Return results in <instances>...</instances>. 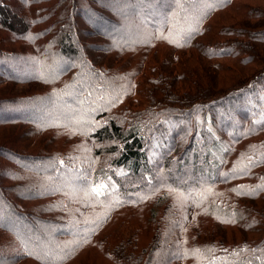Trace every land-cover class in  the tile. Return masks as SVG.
I'll use <instances>...</instances> for the list:
<instances>
[{
    "label": "trees",
    "instance_id": "1",
    "mask_svg": "<svg viewBox=\"0 0 264 264\" xmlns=\"http://www.w3.org/2000/svg\"><path fill=\"white\" fill-rule=\"evenodd\" d=\"M143 1L153 5L149 13H141L148 27L138 29L136 39L126 42L121 50L115 44L109 51L121 54L118 58H127L128 62L120 69L105 66L111 63V58L101 62L105 65H100L99 73L108 71L107 87L100 82L98 63L92 57L89 59L93 60L91 66L95 71L92 77L84 84L76 76L88 65L85 53L81 54L87 29L80 26L79 19L82 16L90 22L95 16L106 26L124 29L129 22L128 15L121 16L115 2L129 9L126 4L130 0H0V32L10 33L5 40L52 36L51 42L58 45V53L70 60L53 79L46 82L40 78L39 82L53 86L52 97L53 93L60 97L77 86L83 106L93 108L87 115L88 122L82 126L55 125V118L40 122L28 116L20 120L22 116L0 115V128L27 124L31 135H56L53 129L57 128H64L61 132L66 135L65 129L69 128L85 136L91 145L85 166L76 163L77 159H83L79 151H73V158L67 162L63 145L56 142L53 150L41 148L39 144L33 152H27L25 149H30L27 143L26 147L15 145L0 149V170H6L0 171V210L5 214L0 216V232L6 234L0 233V237L12 238L0 244V249L5 250L4 264H74L81 260L84 264H171L175 260L181 264H264V203L261 206L256 203L264 202V31L257 34L247 27V24L264 23V8L240 5V17L231 18L233 22L223 26L220 21L229 11L218 20L213 19L240 0ZM247 7L250 9L243 12ZM132 19L136 21L137 15L132 14ZM93 25L91 28L103 35ZM160 41L174 48L176 59L159 69L154 68L155 64L144 81H137L150 60L151 51L158 45L155 42ZM133 46L140 48L131 50ZM141 50L144 53L138 66H128L130 53ZM4 53L6 60H12V67L13 62L18 65V51L0 47L2 63ZM228 58H237L246 66L238 70L239 75L246 70L252 74L229 75L226 71L231 72L233 66L226 63ZM251 64L258 66L257 71ZM17 69L16 66L15 72L8 73L11 82L37 80L19 78ZM222 72L229 75L228 87L224 85L226 77L218 78ZM37 97L32 94L0 98V114L7 103ZM129 100L141 109H135ZM104 155H113L109 164L114 170L107 171L106 175L105 171L95 168V158ZM116 169H122L123 175H117ZM185 174H203L205 178L202 181L196 178L195 186L190 182H159V178L172 179ZM65 178V186H52V181ZM110 179L118 182L115 184L120 197L105 204L116 210L108 209L101 222L98 218L90 222L83 215L85 207L92 208L93 200L79 206L75 204L78 196L68 198L63 190L75 181L73 191L82 182L91 190L102 180L113 184ZM220 186H227L230 193L223 189L221 192ZM158 191L164 194L158 197L155 195ZM124 192L139 194L131 202L126 200ZM174 193L188 194L194 203V219L189 218L185 225L201 222L203 217L215 218L223 226H236L241 239L234 243L201 244L197 241L198 235L194 236L198 243L190 237L193 230L168 238L162 233L171 234L173 229L166 228L154 231L155 239L142 245L140 227L131 229L127 236L126 228H113L116 213L119 217L138 204H142L138 207H157H151L153 216L163 210L165 223L170 228L182 226L181 208ZM233 194L236 200L231 197ZM208 197L217 202L209 203L208 216H201L197 207L206 206ZM245 197L252 200V206L240 201ZM111 222L112 231L105 233ZM93 224L97 225L96 229H90ZM31 233L39 236L31 239ZM175 236L177 240L173 239ZM192 253L197 256L194 258L197 263L187 262Z\"/></svg>",
    "mask_w": 264,
    "mask_h": 264
},
{
    "label": "rangeland",
    "instance_id": "2",
    "mask_svg": "<svg viewBox=\"0 0 264 264\" xmlns=\"http://www.w3.org/2000/svg\"><path fill=\"white\" fill-rule=\"evenodd\" d=\"M101 1V0H100ZM160 2H162L161 0H159ZM115 4L117 5V7L119 8V13L122 14L121 16H126L127 20L129 21L128 24L125 25L124 29L121 27L120 30H118L117 28L114 29V27H109L104 25L103 21H99L94 17H89L90 18V22L91 24L95 25L97 28L101 29V33L95 31L94 29H92L91 24L89 21L86 20V18L84 17H80L81 20L79 19L80 26L82 28L87 29V31L84 30L85 35L83 38V42H82V47L84 48V51L81 50V54L85 53V56L87 57V63L88 65L85 68V71L82 73H77L76 76H80V80L81 83H86L88 81V78L92 77V72L95 73L93 69V67L91 66V61H89V59L92 57L98 64L97 65V71H98V75L99 73V69L100 65H105V64H101V62L104 60V62H107V59L111 58L112 61H110L111 63L105 66H115L113 68L116 69H120L122 68L123 64L127 63L128 60L127 58H118L119 55L116 52L113 53H109V51H111V49L115 46V44L120 45L119 48L120 50L123 48L124 44L126 42H132V40L136 39L138 33H136L138 31V29H146L149 25V23L145 22V20L142 19L141 17V13L143 14H147L149 13V11L152 8V3H148L145 2L143 0H130L129 3H127L126 5L129 6V9H126L124 7H122L124 4H120L119 2H115ZM131 4H134L131 5ZM243 5V6H250V7H261L264 8V1H255V0H240L237 1L236 3H234L233 5H231L230 7H228L226 10L224 11H220V13H218L215 18L213 19L218 20L219 18H221L222 14H225V11H229L228 14L223 15L222 20L220 21V25H226V24H230L233 22V20H231V18H237L240 17L241 15V10L238 9V6ZM137 6V7H136ZM23 7V6H22ZM245 8V7H243ZM126 9V11H125ZM250 8L247 7L245 10L243 9V12H245L246 10H249ZM132 11V12H131ZM225 12V13H224ZM88 14H90L89 11H87ZM132 14L137 15V20L136 21H141L139 23H136V21H134V19H132ZM75 17V16H74ZM72 21H74L72 19ZM144 21V22H143ZM154 23V21L150 22ZM93 25V26H94ZM17 28H20V26H17ZM247 27H249L251 30H253V32L255 31L257 34H260L264 31V23H257V24H252V26H250L249 24H247ZM59 28L56 29V31H58ZM106 34V35H105ZM256 34V35H257ZM111 35L112 39H108V36ZM79 36V35H78ZM9 38L10 37V33L6 32V31H2L0 32V47H4V49L6 50H10V52L12 50L14 51H18V58L20 61L18 63V65L15 64V62H13L14 67H12L10 64H12V60H6L5 58V54H3L1 60H3V63L0 61V98H5V97H12V96H18L19 95H38V97L34 100L31 101H18L16 103L13 104H9L7 103V105L5 106V110L3 111V113H1V116H19L24 119L23 117H29V118H34L39 120L40 122H47L50 121L51 118H55L53 121L55 122V125H85L88 122V113L93 111V108L86 109L83 106V101L81 100V98L79 97L78 93H77V89L78 87H74L69 89L67 92H65V94L61 95L60 97H58L57 95L54 96L53 93V97H52V91L53 86H49L45 83H40L39 80H41L40 78L44 79L46 82L50 81L51 79H53L55 76V74H57L58 70L63 69L65 65H68L70 63V60L66 57H64L62 54L58 53V45L55 44L54 42H51V38L47 37V38H38L35 40H32L31 38H24L21 41H10V40H5L4 38ZM55 37V36H54ZM3 39V40H2ZM80 39V37H79ZM81 40H82V32H81ZM160 42H155L158 43V45L154 46L155 48L151 51L150 53V60L147 61V65H144V69L143 71L139 74V76H137V81H144L146 78V74L150 75L151 71H152V67L154 66V68L156 69V67L159 69L162 66H164L165 64H169L170 60L176 59V51L174 50L173 47L168 46V44H164ZM84 43V45H83ZM140 46H133L131 48V50L134 49H139ZM144 50V49H143ZM138 51V52H132L130 53V55L132 56L131 61L129 62L128 66L130 67H134V66H138V63L140 61V59L143 56L144 51ZM156 55V56H155ZM128 56V55H126ZM124 56V57H126ZM154 59V60H153ZM26 61H28V63H26ZM7 62H9L7 65H5ZM226 63L231 64L233 67L231 68V72L226 71L229 73V75L232 73L238 75L239 77H244V76H250L252 74V72L250 71H245L243 73V75H239L238 74V70H244L246 66L241 65V62L239 60H237V58H228L226 59ZM75 64V63H74ZM17 66V69L19 74L18 77L19 78H23V79H37L34 82L32 81L31 83H26V82H18V83H13L8 79V73L10 72H15V70H13V68H15ZM250 67L254 68V70L257 71L258 66L256 64H251ZM36 69V72H35ZM95 69V68H94ZM260 69V67H259ZM102 70V69H101ZM35 72V73H34ZM106 72L105 74H100V82L104 85H106L107 87H109V83L108 78H106V74H107V69L104 71ZM136 72V71H135ZM138 72V71H137ZM216 72V71H215ZM114 73V72H113ZM218 73V72H217ZM216 73V74H217ZM36 76H35V75ZM227 73L222 72L219 73L218 78H224L226 77V82L224 83V85L226 87L231 85V80L229 79V75H225ZM119 75V73H118ZM221 75V77H220ZM254 75V74H253ZM67 78V76H66ZM148 78V77H147ZM107 80V81H106ZM37 81V82H36ZM42 81V80H41ZM222 85V83H221ZM55 92V91H54ZM50 96V98L48 97ZM130 105H134L136 108L135 109H141L139 108V105L134 103L132 100H129ZM94 104V103H93ZM148 105V103H146V106ZM145 106V104H144ZM8 112H10V114L8 115ZM50 112V113H49ZM54 116V117H52ZM6 117V118H7ZM37 125H39V123L36 121ZM43 124V123H42ZM36 126V130L39 131V127ZM28 129H30L27 124L22 125V124H17V125H11V126H4L3 128H0V149L7 146V147H11L13 148V146L15 145H19V146H24L25 143H27L26 145H29L27 148L30 149H25L27 152H33V150L36 148V145L42 144L41 148H46V149H51L53 150V142L55 144V142L59 145L62 144L63 149H64V154H66V160L67 162L71 160V158H73V151H79V153H82L83 155V159H75L76 163H81L82 165L85 166V162L87 163L88 161V154H89V149L91 147L89 140L79 134L78 132H74L72 130H69V128L65 129L67 131V134L63 135V132H61V129L64 128H57V129H53V131H55L57 134H41V135H31L30 132L28 131ZM69 131V132H68ZM37 134V133H34ZM46 135V136H43ZM68 138V141L67 139ZM40 141V142H38ZM25 145V147H26ZM78 146V147H77ZM86 154V155H85ZM85 155V156H84ZM113 155H104L101 157H96L95 158V162H96V166L95 168L97 169H101V171L104 173L105 171V175L107 173V171L109 170H114V168L112 166H110L109 162L110 161V157ZM86 160V161H85ZM90 160V159H89ZM13 168V166H11ZM94 168V169H95ZM85 169H87L85 167ZM0 171L2 172H6V170L1 169ZM116 174L117 175H123L122 174V169L118 170L116 169ZM180 177H174L172 179H167V178H159V182H163L166 183L168 181H176V182H183V183H193V185L195 186L196 183V178H198L200 181L204 180L203 178H205V175L203 174H197L196 176H191V175H179ZM74 179V177L70 178ZM77 180V178H75ZM182 179V180H180ZM52 180H55L52 177ZM64 180L65 179H61L60 181H52V186H65L66 183ZM111 183L113 184H109L104 182L103 180L98 182L97 184H94L93 189L90 190V186L86 183V182H82L79 187L76 189L77 191H73L72 189L75 185V182H72L71 185L66 186V190L63 189L65 191V193L68 195V198L71 197L72 199L77 197V201H76V205L79 206H85L86 202L93 200V206L91 209H87L85 207L83 215L85 217V219H88V221L92 222L93 219L98 218V221H102L105 217L106 214L108 212V209L111 210H116V208L113 209V207L105 205L108 203H113L115 200H117L120 196L117 193V188H118V182L116 180H111ZM77 182H79V179L77 180ZM94 183V182H93ZM117 185H116V184ZM162 183V184H163ZM192 186V187H194ZM218 187V186H217ZM221 188H219L222 192L223 191L230 193V190L227 188V186H220ZM224 187V188H223ZM227 188V189H226ZM218 189V190H219ZM226 189V190H225ZM23 192V191H21ZM63 192H60V194H62ZM99 193V194H97ZM126 195V200H131L132 202V197H135L138 194H126V192H124ZM164 194V192H156L155 195L156 196H160ZM175 194V193H174ZM189 194H193L192 191L189 192ZM125 195L123 197H125ZM66 197V196H65ZM88 197L90 198V200H88ZM234 200L235 199V195L233 194L231 196ZM139 200V198H137ZM174 199L175 201L178 203V206H180V211H181V215H182V221L181 224L183 222V225H177L175 228L173 226V228H170L168 225H166L165 223V219L163 217V210L159 211V214L156 216H153L151 214V207L152 209H157V207H153V203H151V205L153 206H141L138 207L142 204H138L134 207H130V209L128 211H125L124 213L119 214L117 217V213L114 216L115 223L113 228L115 230H126V236L129 235L131 229H136L138 227H140L142 230L140 231V233H142L141 237L143 238V243L142 245H147L146 243L149 242L150 240L152 241L153 239H155L156 237V233H154V231L158 230V229H173V233H168L167 235L165 233H162L163 236L166 237H170V236H174L177 235L180 236L179 234L183 233V235L186 234V232H188V230H193L191 232L190 237L192 238V240H194V242L196 243H201V244H218V242L221 243V241H224L225 243H234L235 241H239L241 238V236L238 235V228L236 226H226V225H221L218 222H216L217 220L214 221V219H209L208 217H203L200 218L201 222H196L194 221L193 225L192 223H190V225L192 227H190V225H185L186 222H188L189 218H192V220L194 219V203L192 204L191 200H189V195L188 194H184L181 195L179 193H176L174 195ZM237 199L239 200V198L237 197ZM156 200V199H154ZM199 200V199H197ZM153 201V200H152ZM243 204L245 205H249L252 206V200L247 199L246 197L243 198L242 200H240ZM151 202V201H150ZM206 202V206L203 207H197V211L200 213L201 216H208V214H210V212L208 211L207 207L209 206V203L213 202L216 203L217 199L212 198L210 200V197L205 199ZM82 203V204H81ZM257 205L261 206L264 202H256ZM121 205V204H120ZM129 205H135V204H129ZM160 208V207H159ZM158 208V209H159ZM82 211V210H81ZM191 212V214L188 213ZM5 214H3V210H0V216H4ZM152 215V216H151ZM81 217V216H80ZM210 217V216H209ZM185 220V221H184ZM16 220H12L11 222H15ZM83 221V220H81ZM117 221V222H116ZM113 222V221H112ZM112 222L109 223L107 225V227L105 228V233H108L109 231H112ZM127 224H129V227H127ZM94 225V224H93ZM96 229L97 225L95 224L93 227H91L90 229ZM148 228V230H147ZM189 228V229H187ZM147 230V231H146ZM151 230V232H150ZM176 231V232H174ZM87 232V231H86ZM3 233L4 232H0ZM6 234H4L5 236ZM195 235H198L197 237V241L195 239ZM256 235V234H255ZM254 235V236H255ZM258 236H261L260 234H257ZM31 239H35L37 237L35 236H39V235H33L32 233L29 235ZM247 237L251 238L252 235H248ZM6 239H12L10 236H6V237H0V244H4V240ZM174 240L176 239V236L173 238ZM180 238H178L179 240ZM222 242V243H224ZM221 243V244H222ZM151 246V245H149ZM161 249H163V247H161ZM5 253L4 249H0V264H4L3 260L4 257L2 254ZM167 253V252H166ZM169 256V253L168 255ZM197 257L195 254H190L189 258H188V263H197L194 258ZM164 258V257H163ZM162 258V261H164L165 259ZM168 258V257H167ZM85 262L81 261H76L74 264H84ZM182 262L180 261H173L171 264H181ZM97 264H103V263H97ZM107 264V263H106Z\"/></svg>",
    "mask_w": 264,
    "mask_h": 264
},
{
    "label": "snow or ice",
    "instance_id": "3",
    "mask_svg": "<svg viewBox=\"0 0 264 264\" xmlns=\"http://www.w3.org/2000/svg\"><path fill=\"white\" fill-rule=\"evenodd\" d=\"M97 194H99V193H97Z\"/></svg>",
    "mask_w": 264,
    "mask_h": 264
}]
</instances>
